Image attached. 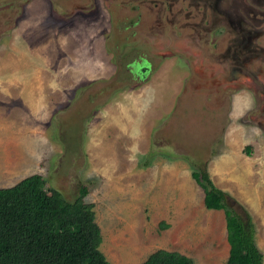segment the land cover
<instances>
[{
	"label": "rangeland",
	"instance_id": "obj_1",
	"mask_svg": "<svg viewBox=\"0 0 264 264\" xmlns=\"http://www.w3.org/2000/svg\"><path fill=\"white\" fill-rule=\"evenodd\" d=\"M37 1L0 0V88L6 82L13 90L19 87L13 81L19 53L40 71L50 62L45 53L33 52L39 41L25 38L40 20L44 23L43 15H37L46 7L51 22L74 29L84 44L72 48L80 63L92 67L98 58L95 43L105 42L106 54L100 55L106 68L80 72L68 59V66L77 69L75 77L82 79L76 85L70 81V87L68 79H55L58 91L36 95L23 107L19 94L2 92L0 104L7 109L0 114V185L38 172L74 199L80 185L88 183L84 198L93 203L102 235L99 247L110 264H140L157 248L180 251L193 264H227L231 250L225 210L205 206L206 192L192 176L195 161L228 192L235 212L249 214L264 264V96L261 84L235 78L230 60L214 50L226 29L214 26L210 31L204 23L206 32L199 34L194 24L181 25L195 13L194 5L182 0L169 1L181 12L190 11L188 18L164 10L161 23L152 29L148 0ZM131 2L138 5L136 11L128 10ZM30 15L39 21L33 25ZM24 20L29 22L18 25ZM88 43L93 46L86 49ZM142 57L151 62L147 77L167 57L173 60L167 69L186 72L182 87L171 88L172 95L148 116L147 107L131 105V92L142 80L128 69L131 60ZM26 70L32 67L26 65ZM94 75L96 79H87ZM40 83L46 88L49 79ZM242 95L243 104L238 101ZM225 147L227 159L221 162Z\"/></svg>",
	"mask_w": 264,
	"mask_h": 264
},
{
	"label": "trees",
	"instance_id": "obj_2",
	"mask_svg": "<svg viewBox=\"0 0 264 264\" xmlns=\"http://www.w3.org/2000/svg\"><path fill=\"white\" fill-rule=\"evenodd\" d=\"M192 164V176L206 192L205 206L225 210L231 250L227 264H263L249 214L242 216L229 206L228 192L213 183L205 165ZM47 184L35 172L0 187V264H110L99 247L102 235L93 203L84 198L89 184H81L74 199ZM140 264H193V260L180 251L157 248Z\"/></svg>",
	"mask_w": 264,
	"mask_h": 264
},
{
	"label": "crops",
	"instance_id": "obj_3",
	"mask_svg": "<svg viewBox=\"0 0 264 264\" xmlns=\"http://www.w3.org/2000/svg\"><path fill=\"white\" fill-rule=\"evenodd\" d=\"M35 3L38 4H42V3H46L45 0H41V1H37ZM43 15V21L44 23L41 25L40 21L38 20V18H36L34 15H30V21L32 22V24L34 25L35 23H37V28L34 31V33L32 35H29L25 38L27 39H33L35 42L39 41V46H35L33 48V52H39L41 54L45 53L49 58H50V62L48 63V65L50 64L52 66L49 67V69L46 68L44 69V71H40L37 70L36 67H34L33 64V60H30L24 56V53H19L18 59H17V69H19L17 71V74L14 76L15 78H13L14 83L18 84L19 87L17 89L12 88V83L11 82H6L8 85L6 87H2L0 88V96L3 94L2 92L5 91L7 94L11 93L10 90H13L14 94H19L17 96V99L19 100V106L23 107V103H27L30 102L33 98L38 99V97L36 95H40L43 92L45 94H52L55 91H58L59 86H57L56 82L52 84L53 80H60L61 82L68 79V82H65L66 87H70V81L71 84L73 85V83L76 82L78 83L81 79L82 76H78L75 77V71L79 69L80 72L84 71L85 69H87V72L99 67V68H106V61L105 58H101L100 53H102L103 51V55L105 56L106 54V49L105 48V42H103V44L99 43H95V50L93 53H95V57H98L96 62L94 63V65L88 64L86 65L85 63H80L77 60L74 59V57H76L79 52L74 53V50L72 49L73 46L77 48H81L84 44H82L81 40L78 39L75 35H74V29H71L72 31H68V30H64V29H60V27H62L61 23L59 21H50L49 19V14H48V7H46L45 10H43V12L39 13L37 16L41 17ZM48 15V17H47ZM57 19V18H55ZM28 20H24L23 22L20 21V24L18 23V25H20L21 27H24V25L26 23H28ZM75 38H74V36ZM19 36H21L22 34H18ZM100 35V34H98ZM96 37V36H95ZM99 37V36H98ZM102 38L98 39L101 40ZM69 41L74 42L73 45L69 43ZM103 45V46H102ZM90 46H93L91 43L86 44V49H89ZM104 47V48H103ZM71 50V51H69ZM76 54V56H75ZM44 55V54H43ZM74 55V57H73ZM11 57V55H10ZM68 59H70L71 64L72 63H77L78 68L75 69V65H70L68 66ZM42 60V59H41ZM102 60V61H101ZM170 61H173L171 57H167L165 61H162L161 63V69H159L156 72H153L152 75L150 77L148 76V73L150 71V61L146 60L145 58L143 59V61L140 62V67L138 66L137 68V76L140 75V80H142V83L140 84V86H138L137 88H135L134 90H132L131 93H135L133 95V97L131 98V105H135V108H138V110L140 108H144L147 107L146 113L147 116L149 113L153 114L154 111L158 108H160V106L162 105V103H164L165 96L166 98H169L172 94V91H176L177 88L182 87V83L185 81V75L186 72L183 71H176V68L174 67L172 71L171 69H167L168 66H170ZM66 62L67 66H63V63ZM29 66L32 67V70H26V71H22V68H24L25 66ZM100 65V66H98ZM51 68V69H50ZM98 70V69H97ZM94 70V71H97ZM134 74V73H133ZM135 74V75H136ZM48 75V76H47ZM105 77V76H104ZM49 79V86L46 88H43L41 86L40 80L41 79ZM96 79L97 77H95V75L93 77H89L87 79ZM76 82L74 83L76 85ZM5 83V82H4ZM5 83V84H6ZM173 86V87H172ZM72 87V86H71ZM171 88H173V90L171 91ZM7 89V91H6ZM173 93V92H172ZM10 95V94H9ZM139 95L140 97H144L143 100H139ZM4 98V97H3ZM137 99V100H134ZM5 99V98H4ZM7 99V98H6ZM238 101H242L243 95L241 98H238ZM1 100V99H0ZM2 102V101H0ZM139 103V105H138ZM243 104V101L242 103ZM16 106H13L14 108L16 107L17 109H20L17 104L15 103ZM144 106V107H143ZM6 107L2 104H0V114L4 115V113H6ZM23 112V111H22ZM8 113V111H7ZM0 118H2L0 116ZM1 134V131H0ZM225 137V136H224ZM241 137V135H240ZM248 149L250 148L249 145H247ZM223 150H229V148L225 147L224 149H222V151L220 152L221 155H224L227 153L224 152ZM249 152V151H248ZM219 153V154H220ZM224 159V160H223ZM226 156H222L221 157V162H226ZM227 165V164H226ZM33 173V172H32ZM29 173L28 175L32 174ZM27 176V175H26ZM25 177V176H23ZM22 177V178H23ZM18 181V180H17ZM17 181H14L12 184L9 185H5V184H1L0 187H5V186H10L15 184Z\"/></svg>",
	"mask_w": 264,
	"mask_h": 264
},
{
	"label": "flooded vegetation",
	"instance_id": "obj_4",
	"mask_svg": "<svg viewBox=\"0 0 264 264\" xmlns=\"http://www.w3.org/2000/svg\"><path fill=\"white\" fill-rule=\"evenodd\" d=\"M134 1L135 0H132V2ZM148 1L149 2L146 3L147 8L154 14L153 20L150 21V29L161 23V11L165 10L174 16L181 15L183 18H188L191 15L190 11L181 12L180 8L170 5L169 0ZM182 1H184V3L187 1L186 3L194 5L195 13H193L192 19H184L181 25L194 24V31L199 34H201V32H206L207 25L211 29L210 31L213 30L214 26L218 28L223 27L224 30L226 29V33L221 36L223 43L220 40L219 42L215 41L214 50L219 51L222 57H227L230 60L232 64L231 67H229V71H233L235 78H242L243 80H250L251 78L261 84L262 89H260L259 92L264 96V0ZM132 2L131 4L128 3V10L136 11L138 5ZM150 2L153 3V6H149ZM119 3L121 4L122 2ZM118 8L120 12L125 11V8ZM157 12L158 14H156ZM172 12H174V14H172ZM167 14L164 15L166 19H168ZM174 16L172 18L176 20ZM177 20L179 19L177 18ZM138 21L139 19L137 18L132 21V24L135 25ZM204 23H207V25ZM143 59L144 57L136 61H133L134 59L131 60L132 70H135L136 73L138 68L136 67L137 61L141 62ZM253 64L255 65L253 66ZM256 66L258 69L253 68ZM128 70L132 72L130 69ZM135 76L140 78V75L137 76L136 74ZM259 79H263L262 83ZM232 92L234 91H231V93ZM262 104L264 109V98Z\"/></svg>",
	"mask_w": 264,
	"mask_h": 264
},
{
	"label": "water",
	"instance_id": "obj_5",
	"mask_svg": "<svg viewBox=\"0 0 264 264\" xmlns=\"http://www.w3.org/2000/svg\"><path fill=\"white\" fill-rule=\"evenodd\" d=\"M136 65L140 67V65H141L140 64V61H137V64ZM129 69L132 70V66H129Z\"/></svg>",
	"mask_w": 264,
	"mask_h": 264
}]
</instances>
